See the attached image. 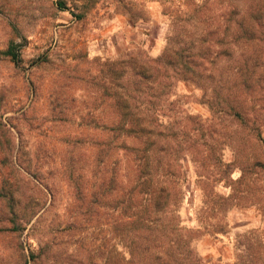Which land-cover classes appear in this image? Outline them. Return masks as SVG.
<instances>
[{"label": "rangeland", "instance_id": "rangeland-1", "mask_svg": "<svg viewBox=\"0 0 264 264\" xmlns=\"http://www.w3.org/2000/svg\"><path fill=\"white\" fill-rule=\"evenodd\" d=\"M144 153L170 196L127 247ZM168 256L264 264V0H0V264Z\"/></svg>", "mask_w": 264, "mask_h": 264}, {"label": "trees", "instance_id": "trees-1", "mask_svg": "<svg viewBox=\"0 0 264 264\" xmlns=\"http://www.w3.org/2000/svg\"><path fill=\"white\" fill-rule=\"evenodd\" d=\"M19 51L20 50L17 47L11 45L8 50L3 53V55L9 58L13 63H18L20 56ZM170 53L172 56L179 54L178 52L171 51L168 45L164 49L162 55H166L168 57ZM170 61L173 64L174 61ZM131 82L132 81H128L127 86ZM134 91L138 93V87ZM131 93H133L132 90L130 88H126L124 95L122 96L123 98H121L123 104L121 130H124L126 133H130L131 130H138L140 134H145L148 137V140H150L151 136L153 135L152 130L148 129V127H143V117L139 116L137 112H134L136 107L131 103ZM147 119H149V124L151 125L156 123V118L153 115ZM152 145L153 142L149 141L148 146ZM140 161L141 164L138 165L139 171L135 181V186L129 192L127 200L128 214L126 216V224L128 229L125 238V241L128 242L127 247L134 245L135 241L138 242V244L141 242H151L149 237L142 233V230H145L149 227V225L154 223L155 219L153 218V215L161 213L168 206V200L170 196L167 186L161 185L160 182H154L152 172L156 173L158 166L153 167V164H155L153 155L148 156V154H145V156ZM168 257L169 258L164 260V262H161V257H157V259H159L158 264H173L172 257ZM132 260V251H130L127 261L131 262Z\"/></svg>", "mask_w": 264, "mask_h": 264}]
</instances>
